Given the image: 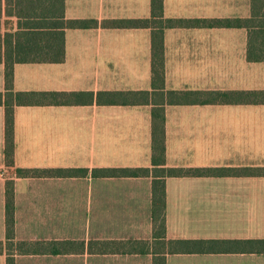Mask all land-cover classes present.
I'll use <instances>...</instances> for the list:
<instances>
[{
	"label": "crops",
	"instance_id": "0c3cea01",
	"mask_svg": "<svg viewBox=\"0 0 264 264\" xmlns=\"http://www.w3.org/2000/svg\"><path fill=\"white\" fill-rule=\"evenodd\" d=\"M253 0H164L166 19L248 20ZM151 0H65L70 20H97L65 31L62 63L16 64L18 92H149L148 104L18 106L15 165L5 161L0 106V242L6 241V185L14 183L18 241L153 242L149 177L21 178L17 169L150 168L153 111L165 116V167L224 174L172 177L166 184V238L215 241L204 252L166 254V264H264V104L170 105L152 85V28L104 22L145 20ZM6 21H9L6 24ZM17 20L3 19V29ZM250 30L233 27L164 31L165 90L264 91V62L247 58ZM5 64L0 63V93ZM162 168V166H159ZM155 255H15L14 264H154ZM8 264V254H0Z\"/></svg>",
	"mask_w": 264,
	"mask_h": 264
},
{
	"label": "trees",
	"instance_id": "16d2710c",
	"mask_svg": "<svg viewBox=\"0 0 264 264\" xmlns=\"http://www.w3.org/2000/svg\"><path fill=\"white\" fill-rule=\"evenodd\" d=\"M152 15L145 20H113L104 22L110 28H152V85L162 92L170 105L195 104H264V91L255 92H204L165 90L164 31L173 28L233 27L250 30L247 58L264 62V0H253V14L248 20H187L166 19L164 0H151ZM4 16L17 20L16 29H3ZM9 21H6L8 24ZM98 26L97 20H70L65 16V0H0V63L5 64V92L0 93V106L5 107V161L15 165L14 113L18 106H68L92 104L138 105L148 104L149 92L78 93V92H18L14 90L16 64L62 63L65 60V31L90 29ZM153 152L150 168H56L17 169L21 178H81L92 174L96 178L149 177L153 175L152 220L154 241H18L15 235L14 183L6 185V241L0 242V254H8V264H14L15 255H67L82 254H147L152 252L154 264H166V254L204 252L215 241H183L166 238V184L172 177H204L224 174L220 169L165 167V116L164 109L153 111ZM162 166V168H159ZM255 173L264 176V168ZM264 245V240L254 242Z\"/></svg>",
	"mask_w": 264,
	"mask_h": 264
}]
</instances>
